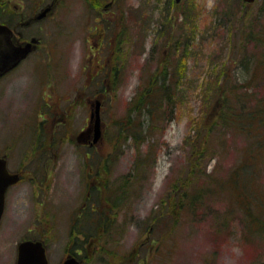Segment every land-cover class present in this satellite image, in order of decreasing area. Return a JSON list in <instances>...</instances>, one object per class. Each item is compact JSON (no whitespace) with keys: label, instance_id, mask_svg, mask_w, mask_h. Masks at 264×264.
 Wrapping results in <instances>:
<instances>
[{"label":"rangeland","instance_id":"1","mask_svg":"<svg viewBox=\"0 0 264 264\" xmlns=\"http://www.w3.org/2000/svg\"><path fill=\"white\" fill-rule=\"evenodd\" d=\"M50 1L9 3L20 9L27 2L26 20ZM111 1L99 10L89 0H59L50 14L21 28L23 39L35 36L41 43L0 82V152L8 154L11 166L23 164L18 168L25 173L8 191L0 264H14L16 244L27 237L43 240L48 264L71 255V243L83 239L77 231L87 223V197L95 205H104L106 197L114 207L96 248L88 255L78 252L80 264H264V226L254 231V221L250 228L226 186L247 142L226 133V148L204 153L200 163L194 158L201 154L193 140L204 129L203 90L213 85V72L230 59L229 79L243 82L256 63L248 45L238 59L229 56L231 42L214 31L223 9L242 8L237 0ZM262 6L264 0H255L252 11ZM191 21L197 35L188 46ZM103 35L110 43L96 50L94 42ZM162 68L171 72L166 81L180 89L172 103L150 116L133 102L152 75L161 77ZM263 75L253 85L254 96L264 93ZM98 98L103 135L88 150L81 145L82 130ZM43 112L40 131L37 116ZM127 124L138 134L128 135ZM260 164L256 210L263 212L264 157ZM192 168L200 173L192 175ZM200 186L210 189L193 197L189 192ZM182 188L190 191L177 199ZM76 220L80 224L73 226Z\"/></svg>","mask_w":264,"mask_h":264},{"label":"trees","instance_id":"2","mask_svg":"<svg viewBox=\"0 0 264 264\" xmlns=\"http://www.w3.org/2000/svg\"><path fill=\"white\" fill-rule=\"evenodd\" d=\"M171 2L173 5L175 4L173 0ZM237 2L238 7L243 10L238 9L235 11L233 6L223 9L219 16L223 20L219 21V29L215 28L214 31L219 33L221 39L225 37L231 42L229 56H232L234 59L237 54L238 59L239 55L245 54L248 45L254 51L253 53H256V63L247 80L243 82L229 79L230 59L225 63H219V68L213 72L210 79L213 85L207 86L204 90L202 88L207 100L203 121L205 125L200 137H196L193 140V142L197 143L196 152L201 153L200 156H195L194 158L196 161L198 159L200 163L201 159L205 157L204 153H216L218 148H226V133H228V136L238 135L247 142L241 150L242 154L239 157V163L234 164L230 169L226 186L236 199V207L245 220H247L250 228L251 223L255 221L256 225L251 229L261 232L264 226V211L258 212L256 210V203L259 201L257 193L260 191L258 189V186H260L258 177H261L263 173L260 170V160L264 157V93H257L254 96L251 90L258 77L264 71V6L253 12L252 4H247L243 0H237ZM3 8H9V1L0 0V12ZM178 15L184 16V12H180ZM169 21L172 24L171 20ZM191 24V31L186 35V45L188 46L190 41L194 40L197 35L195 22L191 21ZM164 32L163 28L161 33L164 35ZM235 35H238V42L235 40ZM240 44H244L245 47L240 49ZM174 50L175 52L178 51L176 47ZM239 60H242V57ZM168 63H170V60ZM171 63L169 65L172 66ZM260 68L262 71L258 72ZM159 73L161 77L156 78V76L152 75L147 84L141 87V93L136 94V99L133 102L137 109L142 112L143 110L144 112L146 111L145 114L150 116L156 115L159 111L158 107L163 103H172L173 98L178 95L180 89L179 84L173 87V84L166 81L167 77L171 79V72H168L166 68L160 69ZM116 75L115 71L112 72V77ZM261 79L264 82V75ZM242 86H245V88H241ZM223 124L225 126L222 127ZM127 126L129 127L125 128V132L128 135L134 136L136 133L138 134L139 131L134 126H130L129 124ZM229 128L232 130H226ZM210 159V157L207 158L200 169L201 171H206L207 161ZM198 171L192 168L191 173L195 175ZM178 186L183 187V183L180 182ZM207 189H210V187L200 186L197 187V192L195 193L194 191L189 190V192L187 189L182 188L175 194L177 195V199H179V195L185 197V193L188 192L197 198L199 196L198 193L205 192ZM218 190V188H212L210 191L213 193ZM125 191L126 188L120 190L122 193ZM86 200V207L82 208V212H86L87 214V223L80 224L79 220L73 223V226L80 224L77 236L82 235L83 239H79L78 241L76 238V243H71L70 252L73 251L74 253V251L78 250V252L82 251L85 255H88L89 249L96 248L97 243L101 241L102 233L106 231V227L104 226H108L109 224L107 219L112 215L114 203L110 204L106 197L104 205H100L99 203L96 205L94 203L90 204L89 197ZM81 215L80 213L79 216ZM90 229H94V237L91 239Z\"/></svg>","mask_w":264,"mask_h":264},{"label":"water","instance_id":"3","mask_svg":"<svg viewBox=\"0 0 264 264\" xmlns=\"http://www.w3.org/2000/svg\"><path fill=\"white\" fill-rule=\"evenodd\" d=\"M179 1L175 0V2ZM244 1L250 3L254 0ZM47 9L48 7L44 11ZM42 15H44V12L38 18ZM11 37L12 33L9 28L0 24V77L17 65L32 50V43L35 41V39H32V41L23 44H14ZM94 116V141H96L100 136L99 101L95 102V111L91 113V117ZM17 180V174L9 173L6 168V160L0 158V219L4 209L5 191L9 185L15 183ZM16 264H48L46 249L42 241L26 239L19 242L17 245ZM60 264H79V261L73 255H70L64 258Z\"/></svg>","mask_w":264,"mask_h":264},{"label":"flooded vegetation","instance_id":"4","mask_svg":"<svg viewBox=\"0 0 264 264\" xmlns=\"http://www.w3.org/2000/svg\"><path fill=\"white\" fill-rule=\"evenodd\" d=\"M10 2V0H8ZM59 0H51L50 2H47L43 5V7L41 9H39V11H37L36 13H34L31 17L29 18H26V20L24 19V9H27V2L25 4L26 8L23 6V5H20V9L17 8V4L14 3V5H10L9 3V8H3L0 12V23H3L5 25H7L11 30H12V33H13V36H12V39L13 41L15 42H22V41H28V40H31L33 39L35 36H31V37H28L27 39H23V31L21 30V28H27V26H29L32 21H34L35 23V20H34V17L37 16V14L39 12H41L44 8L48 7L46 13L47 14H50L52 12V10H54L55 6L57 5ZM16 4V5H15ZM89 4L90 6H93L95 7L96 9H104V10H107L109 6H112L113 5V1H108V2H104V3H100V1L98 2H92L89 0ZM98 10V11H99ZM103 10V11H104ZM45 13V14H46ZM38 21V20H36ZM89 31H92V28L89 30ZM89 35H94V34H89ZM36 39H38L37 37H35ZM40 39V38H39ZM105 39H106V36L104 37L101 36V37H98L96 42H94V48L96 50H99V48H103L105 44H108L110 43V38L107 39L106 43H105ZM37 42V41H36ZM38 43V42H37ZM36 43V44H37ZM41 41L39 42V45H40ZM36 44H34L33 46H35ZM99 46V47H98ZM100 51V50H99ZM16 68V67H15ZM15 68L11 69V70H8L6 73H4L1 77H0V82L1 80H3L4 77H6L7 75H9ZM105 70V68H104ZM102 72V71H100ZM96 73V72H95ZM95 100V99H94ZM102 106V105H101ZM89 111H91V108L89 109ZM90 113V112H89ZM44 112L41 113L40 115H38L37 117H40V120H43L44 119ZM88 120L90 121L89 119V115H88ZM44 123L41 122H37V125H40V126H37V128L41 131V127ZM101 129L103 131V121H102V118H101ZM84 132L83 133V136H84V139L82 140V143L81 145L85 146V147H88V150L90 148H95L97 146V143H95L92 139H93V135H94V124L92 121H90V123H88L85 127V130H82ZM0 157L6 159V166H7V170L12 173V174H17L18 176V181L14 184H12L11 186H9L7 188V191H6V195H5V206H6V202H7V195H8V191L11 187H13L14 185L18 184L19 182H21L25 176V173H24V170H22V168H18V167H23L24 165H20L18 166L17 168H15L14 166H11L10 163H9V160H8V154L6 153H2L0 152ZM43 167V165H42ZM5 212V210H4Z\"/></svg>","mask_w":264,"mask_h":264}]
</instances>
